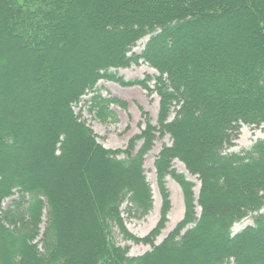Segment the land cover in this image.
<instances>
[{
	"label": "trees",
	"instance_id": "trees-1",
	"mask_svg": "<svg viewBox=\"0 0 264 264\" xmlns=\"http://www.w3.org/2000/svg\"><path fill=\"white\" fill-rule=\"evenodd\" d=\"M147 35L143 51L130 53ZM140 60L159 72V125L147 119L125 150L108 149L74 105L101 79L149 90L150 77L111 70ZM116 102L96 93L90 105L107 119ZM242 124H264V0H0V264H255L245 254L264 255V138L227 152ZM157 132L172 138L155 161L164 205L139 238L121 205L140 215L152 208L143 162ZM174 159L201 180L199 215ZM169 173L185 215L156 245ZM250 212L254 224L233 233ZM220 223L213 247L191 259ZM115 230L152 249L131 256Z\"/></svg>",
	"mask_w": 264,
	"mask_h": 264
},
{
	"label": "rangeland",
	"instance_id": "rangeland-1",
	"mask_svg": "<svg viewBox=\"0 0 264 264\" xmlns=\"http://www.w3.org/2000/svg\"><path fill=\"white\" fill-rule=\"evenodd\" d=\"M150 38L147 35L140 39L133 47L130 53L140 54ZM189 47H196V42L192 36L191 41L187 43ZM112 72L117 73L118 76L125 80H144L150 77L151 80L147 81L149 90L143 88L141 85H122L116 81L101 79L96 88L89 91L79 103L74 105L75 113L80 116L81 120L86 122L96 133L97 140L104 147L108 149L125 150L130 140L138 134H141L142 129L145 127L146 120L158 126L159 112H160V97L154 90L156 77L159 72L153 68L146 61L140 60L139 63H132L127 67H119L111 69ZM207 79V77L205 78ZM206 91L209 89L208 85H204ZM99 93L105 98H114L118 100L116 103L110 104V109L114 113L113 117L102 119L97 113V109L91 108V98L94 94ZM91 108V109H90ZM175 111L171 114V120L175 116ZM264 138V124L256 126L249 124H242L238 137L234 140V145L227 149V152H241L250 148L257 140ZM142 140L138 141L137 148L140 147ZM172 138L168 133L161 134L157 132L156 138L151 149L144 156V172L148 183L152 190V208L145 215H140L132 207L128 200L121 205V212L128 230L139 238L146 237L158 225L162 216V208L164 199L160 190L157 178V170L155 161L159 152L165 145H170ZM4 153H7L4 151ZM172 168L175 173H183L189 181L193 183V191L195 195L196 213L201 212V207L198 203L199 194L201 190L200 178L191 173L185 164L179 159L172 161ZM166 188L169 194L170 207L167 212V221L162 230L159 231L154 243L157 245L161 243L171 231L182 221L185 215V197L181 185L178 183L172 173L165 176ZM228 188V185H227ZM219 192V191H218ZM17 197L14 195L4 201V207H8L12 201ZM264 208L260 211L263 212ZM258 212H250L248 216L236 222L233 227V233H237L249 225L254 224V217ZM44 223L46 216H44ZM221 219V218H220ZM223 219V217H222ZM221 219V220H222ZM222 224L219 228L214 229L212 234L208 236L207 245H203L200 249L193 250L190 254L191 259L202 258V253L206 255V250L211 249L214 242L219 237ZM44 228V224H43ZM198 236L205 237L204 232H199ZM113 240L118 245L127 247L131 256L142 255L152 249V245L145 242H135L133 240L124 239L118 230L113 233ZM251 260L256 256L258 260L255 264L264 263L263 253L245 254ZM260 258V259H259Z\"/></svg>",
	"mask_w": 264,
	"mask_h": 264
}]
</instances>
